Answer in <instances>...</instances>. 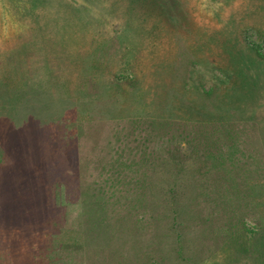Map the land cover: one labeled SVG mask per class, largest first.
I'll use <instances>...</instances> for the list:
<instances>
[{
  "label": "rangeland",
  "instance_id": "rangeland-1",
  "mask_svg": "<svg viewBox=\"0 0 264 264\" xmlns=\"http://www.w3.org/2000/svg\"><path fill=\"white\" fill-rule=\"evenodd\" d=\"M0 264H264V0H0Z\"/></svg>",
  "mask_w": 264,
  "mask_h": 264
}]
</instances>
